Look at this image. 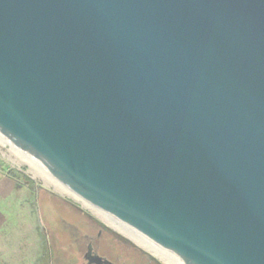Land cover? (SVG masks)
<instances>
[{
  "label": "water",
  "instance_id": "obj_1",
  "mask_svg": "<svg viewBox=\"0 0 264 264\" xmlns=\"http://www.w3.org/2000/svg\"><path fill=\"white\" fill-rule=\"evenodd\" d=\"M0 137L182 264H264V0H0Z\"/></svg>",
  "mask_w": 264,
  "mask_h": 264
},
{
  "label": "rangeland",
  "instance_id": "obj_2",
  "mask_svg": "<svg viewBox=\"0 0 264 264\" xmlns=\"http://www.w3.org/2000/svg\"><path fill=\"white\" fill-rule=\"evenodd\" d=\"M0 163L3 165L2 168L15 169L28 178L29 181L17 183L18 190L24 189L19 193L18 202L21 205L29 204L30 210L33 212L32 219L36 220L37 224H41L44 236L48 239L49 248L51 249L52 264H85L82 254L86 250L89 237L94 238L95 246L96 243L102 244L105 250L101 251V254L117 263L153 264L145 262L144 257L140 255L141 252H147L161 264H177L175 258L160 250V248L158 249L151 242L149 243L137 232L131 231L129 227L117 222L112 217L102 214L96 208L86 206L81 200H77L66 187L48 174L40 164L13 149L1 137ZM25 182L30 186L29 189L22 187L23 184H26ZM89 216L111 234L103 231L102 238L98 239L97 233L101 229L97 228L96 222H93ZM111 218L112 220H108ZM111 222H114L120 229L133 233V239L115 229ZM113 236L130 241L138 252L134 250L131 252L115 241ZM150 246L156 247L161 256L148 249Z\"/></svg>",
  "mask_w": 264,
  "mask_h": 264
},
{
  "label": "crops",
  "instance_id": "obj_3",
  "mask_svg": "<svg viewBox=\"0 0 264 264\" xmlns=\"http://www.w3.org/2000/svg\"><path fill=\"white\" fill-rule=\"evenodd\" d=\"M22 191L0 174V264H52L41 224L32 219L29 204L18 202Z\"/></svg>",
  "mask_w": 264,
  "mask_h": 264
},
{
  "label": "flooded vegetation",
  "instance_id": "obj_4",
  "mask_svg": "<svg viewBox=\"0 0 264 264\" xmlns=\"http://www.w3.org/2000/svg\"><path fill=\"white\" fill-rule=\"evenodd\" d=\"M96 226H97L98 229H101L97 233V238L100 239V238H102L103 231L104 232H108V231L104 227L99 226V224H97ZM109 234H111V233H109ZM113 238L115 239V241H117L119 244L123 245L125 248L129 249L131 252L133 250L138 252V250H136L133 247V245H132V243L130 241H126L125 239H123L121 237H117V236H113ZM103 250H105V249H104V247L102 246L101 243H96V246H95L94 238H92V237L90 238L89 237L88 243L86 245V250L82 254V257L84 259V263L85 264H124L123 262L117 263L115 261H112L106 255L101 254V251H103ZM140 255L144 257L145 262H147V263L161 264L160 262L155 260V258L152 257L147 252H141Z\"/></svg>",
  "mask_w": 264,
  "mask_h": 264
},
{
  "label": "trees",
  "instance_id": "obj_5",
  "mask_svg": "<svg viewBox=\"0 0 264 264\" xmlns=\"http://www.w3.org/2000/svg\"><path fill=\"white\" fill-rule=\"evenodd\" d=\"M2 164L0 163V173L7 175V178L10 181H13L15 183H20V182H24V181H29L28 178H26V176H23L22 174H20V172H18L15 169H4L2 168ZM26 183V182H25ZM22 187H25V189H29L30 186L26 184H23ZM90 219H92L93 222H96L97 224L101 225L100 223H98L95 219H93L91 216H89Z\"/></svg>",
  "mask_w": 264,
  "mask_h": 264
},
{
  "label": "bare ground",
  "instance_id": "obj_6",
  "mask_svg": "<svg viewBox=\"0 0 264 264\" xmlns=\"http://www.w3.org/2000/svg\"><path fill=\"white\" fill-rule=\"evenodd\" d=\"M9 144V143H8ZM10 145V144H9ZM11 146V145H10ZM12 147V146H11ZM13 148V147H12ZM13 149H15V148H13ZM16 150V149H15ZM71 192V191H70ZM72 194H73V196L77 199V200H81L86 206H89V207H92V208H94L93 206H91L89 203H87V202H85L84 200H82L80 197H78L77 195H75L73 192H71ZM102 214H103V212H102ZM106 215V214H105ZM102 216H104V215H102ZM107 216V215H106ZM106 216H104L105 218H109V217H106ZM107 220V219H106ZM108 220H112V218L111 219H108ZM118 222V221H117ZM112 223V222H111ZM112 225L116 228V229H118V230H120L124 235H126V236H128V237H130V238H132L133 239V233L131 234L130 232H127L126 230H122V229H120V227L119 226H117V225H115L114 224V222L112 223ZM122 226V225H121ZM126 229V228H125ZM130 231V230H129ZM132 231V230H131ZM136 237V236H135ZM144 238V237H143ZM138 239V238H137ZM147 241H149V240H147ZM138 243H140V242H138ZM149 243H150V241H149ZM152 243V242H151ZM153 244V243H152ZM153 245H155V244H153ZM156 246V245H155ZM156 247H158V246H156ZM156 247H154V246H150L148 249H150L152 252H154V253H156V254H161V253H159V251L156 249ZM158 249H159V247H158ZM160 250H162V251H165V250H163V249H161L160 248ZM166 252V251H165ZM166 253H168V252H166ZM169 255H171L170 253H168ZM162 255H163V253H162ZM161 256V255H160ZM173 258H175L173 255H171ZM176 259V258H175ZM177 260V259H176ZM177 264H182L180 261H178L177 260Z\"/></svg>",
  "mask_w": 264,
  "mask_h": 264
}]
</instances>
